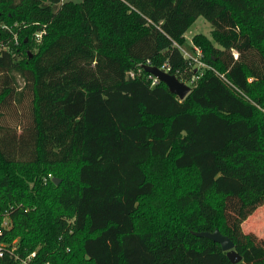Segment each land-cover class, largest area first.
Instances as JSON below:
<instances>
[{
  "label": "trees",
  "instance_id": "trees-1",
  "mask_svg": "<svg viewBox=\"0 0 264 264\" xmlns=\"http://www.w3.org/2000/svg\"><path fill=\"white\" fill-rule=\"evenodd\" d=\"M199 16L180 99L144 66L199 73ZM263 204L264 0H0V241L32 264H234L194 234L218 228L264 264L243 229Z\"/></svg>",
  "mask_w": 264,
  "mask_h": 264
},
{
  "label": "built area",
  "instance_id": "built-area-1",
  "mask_svg": "<svg viewBox=\"0 0 264 264\" xmlns=\"http://www.w3.org/2000/svg\"><path fill=\"white\" fill-rule=\"evenodd\" d=\"M43 33L44 31H37L34 34L35 39L39 41L41 37L43 36ZM14 38L17 39L16 35L14 36ZM180 48L184 56L187 58H191L192 59L191 61L194 63V66H196L197 67L196 69L199 70V73H196L195 75H193L191 80L189 81L190 86H191L192 82H195L198 78L201 77V75L203 74V69L207 67V64L201 60V56H202L201 49L198 46L194 45L193 42H192V47L189 50H186L185 48H183V46H180ZM161 69L168 72L169 70L168 63H164ZM129 75L133 76L134 73L130 72ZM149 76L152 80V84H156L159 81V79L155 75L150 73ZM9 212L10 211L7 210L3 216V220L1 223V227H0V234L3 233L4 229H9L12 226V221L10 219ZM35 256H36V250L30 252L29 254L25 256H22L18 252V242L16 239L13 240L12 242L0 241V264L2 260H4L6 257L11 258L13 261L16 262V264H32V259Z\"/></svg>",
  "mask_w": 264,
  "mask_h": 264
},
{
  "label": "water",
  "instance_id": "water-1",
  "mask_svg": "<svg viewBox=\"0 0 264 264\" xmlns=\"http://www.w3.org/2000/svg\"><path fill=\"white\" fill-rule=\"evenodd\" d=\"M144 67L148 72L155 75L159 81L166 83L169 90L175 93L180 99H184L191 91V86L181 81L175 74L150 64H146ZM54 181L58 182L59 180L54 178ZM194 234L220 243L222 249L227 251V255L232 263L237 264L242 260V256L235 250L234 241L229 236L223 234L218 228L214 231H195Z\"/></svg>",
  "mask_w": 264,
  "mask_h": 264
},
{
  "label": "rangeland",
  "instance_id": "rangeland-1",
  "mask_svg": "<svg viewBox=\"0 0 264 264\" xmlns=\"http://www.w3.org/2000/svg\"><path fill=\"white\" fill-rule=\"evenodd\" d=\"M66 1L80 2L81 0H66ZM15 25L16 26L18 25V28L22 30V28L28 26V23H21V24L16 23ZM211 31H212L211 23L204 16H199L195 20V22L185 32V42L182 45L183 48H185L186 50H189L192 47L191 40H192L193 36L197 33H203L207 37L212 38V32ZM35 33H33V38H34L33 41H34V45H35L34 49H36V45L39 44L42 40V37L39 41L37 39H35V36H34ZM16 38L18 39V42H19L18 35H16ZM17 39H15V40H17ZM196 56H197V54H196ZM185 82L190 85L189 81H185ZM19 83H20V85L23 84V81L20 77H19ZM7 119H8V116H7ZM243 229L245 232H254L259 237L264 238V204L259 206L244 221Z\"/></svg>",
  "mask_w": 264,
  "mask_h": 264
}]
</instances>
